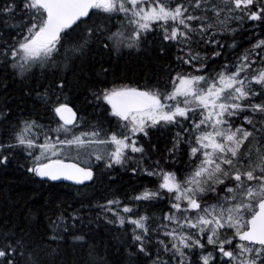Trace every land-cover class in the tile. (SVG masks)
Listing matches in <instances>:
<instances>
[{
    "label": "snow or ice",
    "instance_id": "obj_1",
    "mask_svg": "<svg viewBox=\"0 0 264 264\" xmlns=\"http://www.w3.org/2000/svg\"><path fill=\"white\" fill-rule=\"evenodd\" d=\"M152 48L155 72L117 71ZM8 76L27 115L9 106ZM81 88L103 119L77 106ZM0 89V167L22 152L45 183L88 187L117 168L155 178L57 204L43 230L31 209L0 213V264H64L68 247L73 264H114L75 231L100 222L118 232V264H264V0H0Z\"/></svg>",
    "mask_w": 264,
    "mask_h": 264
},
{
    "label": "trees",
    "instance_id": "obj_2",
    "mask_svg": "<svg viewBox=\"0 0 264 264\" xmlns=\"http://www.w3.org/2000/svg\"><path fill=\"white\" fill-rule=\"evenodd\" d=\"M247 39V33H237L236 35L237 42L242 43L244 47L247 46ZM156 56L155 48L150 49V55L144 53L133 54L131 56L125 55L119 61L117 71H122L133 79H142L145 73L151 74L157 70V63L164 62L163 59L156 61ZM5 79L8 81L9 106L13 109V113L15 115L20 114L17 111V106H19L20 109L24 110V114L27 115L33 102L29 97L24 96L23 85L13 82L10 76L5 77ZM86 94L83 88L75 93L78 97L77 106L86 114H91L90 118L103 119L101 116L92 113L91 106H85L81 102ZM2 96L3 89H0V98ZM105 126L107 127V124ZM0 130L2 132V129ZM151 131L153 132L152 142L157 143L161 149L166 144L170 146V134L165 133L161 135L160 132ZM153 157H156L154 153ZM183 163L178 159L176 163L177 168L182 167ZM26 166L24 154L21 152L10 160L6 168L0 167V213L9 212L11 218H23L28 210L31 209L34 214V222L40 226L41 230H43V226L47 223L46 217L50 215L48 209H55L57 204L71 211V209L79 207L81 200H99L101 197H110L113 194L122 196L126 192L131 193L134 189H141L145 185L149 186L150 180L143 176H133L129 171L117 168L114 171L105 170L97 172L95 180L88 184V187H73L62 183L51 184L42 182L38 177L28 173ZM109 172L114 176V179L110 180L108 178ZM82 211L86 212L87 210ZM149 211H152V209H149ZM85 219L86 221L94 219V215L89 213L85 216ZM75 231L88 233L89 238L100 245L101 252L104 251V245H107L109 259L114 264H118L116 247L119 245L115 238L118 232L115 228L100 222L99 226L96 223H89L86 226L77 225ZM68 244H72L71 237H69ZM73 256V249L68 247L64 255L58 259L64 262V264H73ZM76 258L78 259L79 256Z\"/></svg>",
    "mask_w": 264,
    "mask_h": 264
},
{
    "label": "water",
    "instance_id": "obj_3",
    "mask_svg": "<svg viewBox=\"0 0 264 264\" xmlns=\"http://www.w3.org/2000/svg\"><path fill=\"white\" fill-rule=\"evenodd\" d=\"M47 183H51V184H61L62 183V184H66V185L73 186V187H81V186H83V185H75L71 181H58V182H47ZM86 183L89 184L91 182H86Z\"/></svg>",
    "mask_w": 264,
    "mask_h": 264
},
{
    "label": "flooded vegetation",
    "instance_id": "obj_4",
    "mask_svg": "<svg viewBox=\"0 0 264 264\" xmlns=\"http://www.w3.org/2000/svg\"><path fill=\"white\" fill-rule=\"evenodd\" d=\"M153 158H157V157H153ZM176 167H177V165H175ZM150 180H153V179H155V178H149ZM149 186H152V185H150L149 184Z\"/></svg>",
    "mask_w": 264,
    "mask_h": 264
},
{
    "label": "rangeland",
    "instance_id": "obj_5",
    "mask_svg": "<svg viewBox=\"0 0 264 264\" xmlns=\"http://www.w3.org/2000/svg\"><path fill=\"white\" fill-rule=\"evenodd\" d=\"M0 132H1V130H0ZM94 163V165H95V162H93Z\"/></svg>",
    "mask_w": 264,
    "mask_h": 264
},
{
    "label": "bare ground",
    "instance_id": "obj_6",
    "mask_svg": "<svg viewBox=\"0 0 264 264\" xmlns=\"http://www.w3.org/2000/svg\"><path fill=\"white\" fill-rule=\"evenodd\" d=\"M90 184V183H89Z\"/></svg>",
    "mask_w": 264,
    "mask_h": 264
}]
</instances>
